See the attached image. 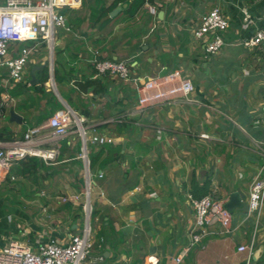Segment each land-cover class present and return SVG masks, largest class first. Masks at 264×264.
Segmentation results:
<instances>
[{
  "label": "crops",
  "instance_id": "1",
  "mask_svg": "<svg viewBox=\"0 0 264 264\" xmlns=\"http://www.w3.org/2000/svg\"><path fill=\"white\" fill-rule=\"evenodd\" d=\"M113 4L83 0L79 9L65 15L69 31L57 30L52 50L36 45L32 55L40 54L41 46L49 55L29 59L19 82L35 87L29 85L30 71L42 66L36 72V90L10 98L8 91L18 83L8 79L5 69L0 72V97L10 99L0 127L17 137L32 128L48 133L49 99L35 94L47 75L45 94L61 105L55 112L67 108L83 119L87 138H113L104 145L86 141L88 159L106 148L89 168L95 245L83 264H143L149 255L158 264H264V205L258 216L246 214L249 186L262 166L264 49L243 45L264 27V0H149L131 19L123 13L124 2ZM214 8L228 19L229 28L222 49L204 58V42L193 37V30ZM245 15L250 22L245 23ZM20 47L15 45L14 55ZM99 59L128 61L136 78L180 71L194 91L173 103L137 111L132 83L95 76L92 61ZM10 111L21 118L20 124L9 121ZM40 148L56 150L55 161L27 157L44 167L23 175L19 171L33 163L27 158L14 162L9 168L18 173L5 186L9 168L0 171V191L19 199L12 207L0 200V247L10 241L65 245L84 227L83 198L60 201L81 195L85 188L82 140L71 132ZM204 186L223 205L237 193L241 206L231 212L227 233L215 224L210 235L191 246L194 212L188 197ZM239 246L250 254L238 252Z\"/></svg>",
  "mask_w": 264,
  "mask_h": 264
},
{
  "label": "built area",
  "instance_id": "2",
  "mask_svg": "<svg viewBox=\"0 0 264 264\" xmlns=\"http://www.w3.org/2000/svg\"><path fill=\"white\" fill-rule=\"evenodd\" d=\"M83 0H4L0 4V65L6 68L7 77L15 83L23 81L25 66L29 57L37 51L36 45L43 43L50 50L56 41L58 29L69 31L63 9L74 10L82 6ZM151 14L155 15V8L148 6ZM244 21L250 22L245 15ZM229 28V21L218 8L202 15L199 25L193 30V37L204 42V58L216 55L225 45L223 34ZM33 42L31 47H18L24 43ZM247 48L260 47L264 49V27L256 29L252 36L243 42ZM96 77H111L123 83H132L137 95L136 110L173 103L179 98L188 97L194 86L180 71H171L154 77L136 78L132 74V65L125 60L99 59L92 61ZM8 96L0 97V126L6 117ZM46 128L48 133L42 135L39 128L26 131L22 140L5 143L0 149V171H6L14 162L27 157H37L45 163L55 161L57 151L41 149L40 145L47 141L56 140L76 133L82 140L80 159L84 164L85 188L81 195L70 198L62 197L60 201L66 203L83 198L82 211L84 227L78 235H72L67 244L62 245L54 240L36 241L29 245L18 241H10L0 247V264H83L90 256L95 240L90 226L93 207L90 202L91 174L87 157L86 141L90 144L104 145L111 143L113 138L93 135L87 138L83 128V119L76 116L70 109L56 111L48 119ZM262 166L249 186L247 199V216L259 215L264 205V142L260 149ZM101 178V173L98 174ZM194 212V230L190 236V245L199 244L203 238L210 235L209 228L219 225L222 232H228L231 213L225 209L223 203L215 200L211 195L195 199L188 197ZM46 209L43 213L46 214ZM102 242V240H99ZM250 254L245 246H239L238 252ZM180 259L176 261L179 262ZM154 255L145 258L143 264H158Z\"/></svg>",
  "mask_w": 264,
  "mask_h": 264
},
{
  "label": "trees",
  "instance_id": "3",
  "mask_svg": "<svg viewBox=\"0 0 264 264\" xmlns=\"http://www.w3.org/2000/svg\"><path fill=\"white\" fill-rule=\"evenodd\" d=\"M149 0H114V4H113V7L114 6H117L118 4L120 3H128L126 5V9L124 10V14L129 18H133L137 12L145 5L146 2H148ZM105 13L102 15L104 18H105V22H109L110 19L108 18L107 16V11H104ZM61 13L63 15H66L63 11H61ZM94 15L93 14V18H94ZM94 20V19H93ZM101 22V19L100 21ZM57 72L55 71V79L58 77L57 76ZM47 75H45L42 79H41V85H40V88H39V91H36L35 94H39V96H48V99H49V103H48V106L50 107V113L49 115H53V113H55V109L57 108H60L61 105L56 101L55 97L51 94V95H46L45 94V91H44V87H43V84L45 82H47ZM30 88H33L36 90V87H28L27 86V82L25 81L24 83H18V84H15L14 87L8 91V95L10 96V98H16L17 96L19 95H22L24 93H27V90H29ZM1 92V91H0ZM18 108V107H17ZM17 108H14L15 110L18 111ZM48 115V116H49ZM120 128V127H119ZM23 138V134H21V136L17 137L16 135H14L13 133H10L5 127H0V143H8V142H13V141H19V140H22ZM106 147H102V149L100 150V152L93 158L91 157L89 159V168L92 169L94 166H95V163L98 161L100 155L103 153L104 149ZM29 163H33L30 167L28 166L27 168H24L19 171L21 172V174H30L32 171L35 172L36 170L40 169V168H43L44 167V163L42 161H37L35 160V158H27L26 159ZM22 164V163H21ZM16 173H18L14 168H9L6 176H5V179H4V185H6V183H9L10 182V178L15 175ZM207 195V189L206 187L204 186L201 190L199 189V192L196 193L194 195L193 198L195 199H199V198H202L204 196ZM113 264V263H112Z\"/></svg>",
  "mask_w": 264,
  "mask_h": 264
},
{
  "label": "water",
  "instance_id": "4",
  "mask_svg": "<svg viewBox=\"0 0 264 264\" xmlns=\"http://www.w3.org/2000/svg\"><path fill=\"white\" fill-rule=\"evenodd\" d=\"M124 5L126 6L127 3L125 2ZM122 8V6H121ZM120 10V8L115 9L114 11L111 12L110 16H113L115 13H117ZM47 64L45 63L44 66H46ZM42 66H34L32 67L31 71H30V80H29V85L30 86H35V87H39V83L38 80L36 78V72L41 70ZM9 121L10 122H14L17 124L21 123V118L14 112V111H10L9 112ZM241 206V199L239 197V195L237 193H232L229 195V199L228 201L225 203L224 207L225 209H227L230 213L235 209Z\"/></svg>",
  "mask_w": 264,
  "mask_h": 264
},
{
  "label": "rangeland",
  "instance_id": "5",
  "mask_svg": "<svg viewBox=\"0 0 264 264\" xmlns=\"http://www.w3.org/2000/svg\"><path fill=\"white\" fill-rule=\"evenodd\" d=\"M2 1L3 0H0V4H2ZM65 14H70L71 13V11L70 10H68V9H63L62 10ZM34 43L33 42H27V43H24V44H22V45H20L21 47H31L32 45H33ZM39 48V53L40 54H38V55H32V56H30L29 57V59H32V58H35V56H38L37 58H36V60H39L41 57H44V56H46V55H49V52H48V48H46V47H38ZM54 53H55V56L57 55V51H56V49L54 50ZM57 57V56H56ZM58 58V57H57ZM4 69L6 70V68H1L0 69V72H3L4 71ZM6 72H7V70H6ZM1 199H3L4 201H5V203L7 204V205H9L10 207H12V206H14L15 205V203H17L18 202V196L16 195V194H14V193H12V192H10V191H7L6 189H3L2 191H0V200ZM94 238V237H93Z\"/></svg>",
  "mask_w": 264,
  "mask_h": 264
}]
</instances>
